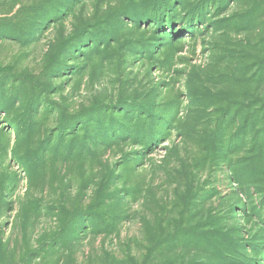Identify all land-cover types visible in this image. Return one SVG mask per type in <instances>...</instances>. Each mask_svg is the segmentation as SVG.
Wrapping results in <instances>:
<instances>
[{
    "label": "rangeland",
    "instance_id": "rangeland-1",
    "mask_svg": "<svg viewBox=\"0 0 264 264\" xmlns=\"http://www.w3.org/2000/svg\"><path fill=\"white\" fill-rule=\"evenodd\" d=\"M0 264H264V0H0Z\"/></svg>",
    "mask_w": 264,
    "mask_h": 264
}]
</instances>
